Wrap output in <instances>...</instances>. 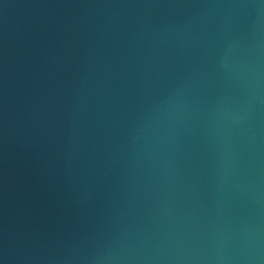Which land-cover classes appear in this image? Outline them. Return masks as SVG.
I'll return each instance as SVG.
<instances>
[{
  "label": "water",
  "instance_id": "95a60500",
  "mask_svg": "<svg viewBox=\"0 0 264 264\" xmlns=\"http://www.w3.org/2000/svg\"><path fill=\"white\" fill-rule=\"evenodd\" d=\"M0 264H264V0H0Z\"/></svg>",
  "mask_w": 264,
  "mask_h": 264
}]
</instances>
